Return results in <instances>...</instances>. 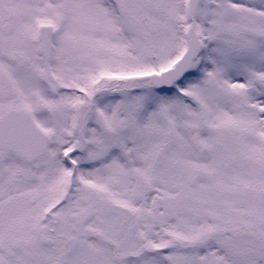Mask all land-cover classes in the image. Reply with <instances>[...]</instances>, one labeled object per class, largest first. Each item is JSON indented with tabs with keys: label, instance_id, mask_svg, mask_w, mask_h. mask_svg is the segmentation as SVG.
<instances>
[{
	"label": "snow or ice",
	"instance_id": "obj_1",
	"mask_svg": "<svg viewBox=\"0 0 264 264\" xmlns=\"http://www.w3.org/2000/svg\"><path fill=\"white\" fill-rule=\"evenodd\" d=\"M0 264H264V0H0Z\"/></svg>",
	"mask_w": 264,
	"mask_h": 264
}]
</instances>
